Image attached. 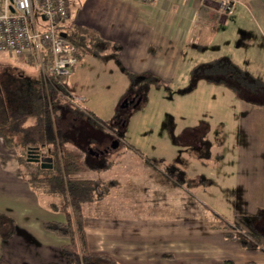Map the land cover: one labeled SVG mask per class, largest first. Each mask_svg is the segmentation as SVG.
<instances>
[{"label":"crops","instance_id":"crops-1","mask_svg":"<svg viewBox=\"0 0 264 264\" xmlns=\"http://www.w3.org/2000/svg\"><path fill=\"white\" fill-rule=\"evenodd\" d=\"M100 2L99 9L116 14V23L109 18L77 22L69 6L61 28L72 33L77 25L84 27L88 41L68 75L82 73L83 58L91 56L97 61L89 63L90 80L99 83L109 70L118 88L108 91L113 97L107 105L113 109L110 124L100 123L93 107L88 124L80 119L82 111L72 112L76 144L87 147L85 155L78 152L85 169L72 177L98 183L94 196L82 204L88 248L127 264H210L224 259L264 264V88L238 93L221 81L200 77L185 88L195 90L196 108L179 115V123L140 130L137 134L154 137L136 145L122 138L125 123L117 126L119 108L111 107L118 102L124 108L128 102L132 109L144 106L146 93L137 95L146 79L174 80L183 53L189 56L188 48L198 50L217 36L229 50L242 47L236 40L245 35L244 45L255 55L246 72L255 79L256 70H264V0H233L230 13L219 6L220 0H162L153 6L138 0ZM0 52L4 67L23 72L12 78L16 82L11 90L16 92L25 72L33 70L17 59L10 61L14 54ZM233 60L237 65L238 59ZM101 65L106 69L99 73L91 67ZM36 74L40 79L38 68ZM58 81L63 93L75 89L71 81ZM63 93L61 108H70ZM88 99V92L76 84V100ZM67 126L61 127L64 133ZM12 147L0 135V213L13 221L0 223V254L12 264H71L60 252L68 238L43 226L44 221L65 219L59 186L50 183L51 172L39 170L50 171V160L41 159V165L31 160L26 169L24 157ZM215 215L231 224L234 238L227 239L226 229L213 225Z\"/></svg>","mask_w":264,"mask_h":264},{"label":"trees","instance_id":"trees-1","mask_svg":"<svg viewBox=\"0 0 264 264\" xmlns=\"http://www.w3.org/2000/svg\"><path fill=\"white\" fill-rule=\"evenodd\" d=\"M85 32V28L79 25L72 33L66 32V36L74 43L76 57L88 46ZM230 64L232 69H226V66ZM200 77L221 81L238 93L251 88L250 83L255 81L246 71L222 57L194 66L189 86H193ZM60 79V76L51 77L46 84L41 79H36L33 89L29 87L32 90L29 93L27 90L25 94L30 107L27 109H8L0 97V135L6 144L16 139L25 150L31 148L32 152L41 158L47 155L46 157L50 159L51 178L57 182L63 194L59 208L64 213L65 219L44 221L43 226L58 236L68 238L67 242L60 245L61 254L71 264H127L116 261L107 253L94 252L88 248L85 235L87 222L82 211V204L94 196V187L98 183L91 179L72 177L74 172L85 169V165L82 155L66 144L64 130L57 124L59 119L56 114L57 110L59 106H64L60 99L63 93L58 85ZM146 87V84L141 85L140 89L143 91L140 90L141 93L139 92L137 97L145 94ZM131 89L136 90L137 88L132 85ZM29 117H33L30 123L27 122ZM120 122L124 124L126 117H122ZM215 218L216 222L213 225L224 227L227 239L234 238L231 224L218 215H215ZM5 219L13 224L10 217L0 213V223ZM12 230L13 227L7 229L2 236L6 237ZM0 264L12 263L0 254ZM210 264L234 263L230 259H224ZM247 264L256 263L248 261Z\"/></svg>","mask_w":264,"mask_h":264},{"label":"rangeland","instance_id":"rangeland-1","mask_svg":"<svg viewBox=\"0 0 264 264\" xmlns=\"http://www.w3.org/2000/svg\"><path fill=\"white\" fill-rule=\"evenodd\" d=\"M103 3L100 2V0H69V6L72 10V12H76V21L79 22V19L81 20L84 18L86 21H89L88 18H91L93 21H105L107 18H109V22L116 23L117 16L115 15H107L103 9H99V6H101ZM87 8L89 10H87ZM111 16V18L109 17ZM73 18V17H72ZM103 19V20H102ZM220 37H215L212 41H209L205 44H203L198 50L188 48L192 52V56L195 55L194 58H197L196 63H192V59L190 58L191 55L188 56L185 52L183 53V57L180 59V64L177 62V69L174 71L175 73V79H158L157 82L153 83L149 79H146L144 81V84H146V104L144 106L138 107L136 109H132V104L128 102L126 107L124 108L122 106V103H115L111 107L118 106L119 111H117V114L115 117L118 118V120H121L122 117H126L125 122V128L127 131H125L122 138L124 141L127 142H133L134 145H136L138 142H144L146 143L149 140V137L153 139L154 133L149 135H139L140 130L142 129H155L156 127H161L165 122H171L179 123V115H183L186 110H190L191 108H196L195 103L193 102V96L195 95L194 91H187L188 85L190 84V81L192 79V74L194 72V66L198 64H203L206 62H209L214 59H219L222 56V53L226 54L227 56L231 57V63L236 65V61L233 59H238L237 61V67L241 68L243 71L251 70L250 65L252 60L251 58L255 55H249L248 50L246 49V45H244V42L246 41V37L244 34H241L239 38L236 40L237 43H240L242 47H238V49H233L232 47L226 48L227 46L223 45V43H220ZM233 43V42H232ZM223 45L221 49H218L217 47ZM235 44V43H234ZM221 50V51H220ZM227 52V53H225ZM2 53V52H0ZM8 57V56H7ZM16 57V58H15ZM11 61L12 59H17L21 63H26L29 66H31L32 72H25L23 75L24 78L20 85H17V90L14 92L11 90V85H13L16 81L12 80V78H16L18 75L17 71L18 69H10L8 67H4V64L6 63V60L3 56L0 57V97L3 99L5 106L8 109L11 108H23L27 109L29 107V104L27 103V96H25L26 91H31L33 89L34 84L36 83L35 80L37 79V68L35 63L28 62L27 58L24 56H17L13 55L11 57H8ZM84 66L83 71L81 72H75L73 75H64L60 76V78L69 84V81L73 82L75 84V89L70 90V92H64L65 99L70 100L71 107L70 108H61L59 106L57 110V116H58V122L57 124L61 127H66L68 124V128L65 130V141L66 144L72 148V150L80 152L81 154H86L87 147L83 144H76V125L75 120L72 117V112L75 110L82 111L81 112V121L84 124H88L90 122H93V119L90 118L91 113H89V110H92L93 108H96L97 111H93L96 117L100 119V123L102 124H110V118L113 114L112 108H107V105H110L112 103V94L108 91L116 90L117 88V81L113 80L110 75V71L106 70L105 73H103V78L99 83L93 82V80H90L88 71H89V63L91 61H97L93 60L91 56H85L83 58ZM238 62H240L238 64ZM4 63V64H3ZM88 63V64H87ZM259 64V60L256 65ZM92 68H98L97 72H103V69H106L105 66H97ZM259 68V67H255ZM226 69H232L231 64L226 66ZM256 70V69H255ZM19 73H23L22 71H18ZM94 72V71H93ZM255 72V71H254ZM264 70L263 69H257L254 73L255 75V81L253 83H250L251 88H264V81L261 79L264 77ZM11 74L12 76H9ZM39 75V74H38ZM40 76V75H39ZM260 76V77H258ZM11 77V78H10ZM106 78V79H105ZM143 83V80L141 81ZM32 84V89L29 88L28 85ZM76 84L77 88L85 89L86 92H88L90 99L86 101H77L76 100ZM16 85V84H15ZM14 85V86H15ZM27 85V89H26ZM24 87V89L22 88ZM29 88V89H28ZM71 88V87H70ZM200 89V88H198ZM114 92V91H113ZM200 94H204L201 92ZM61 96V95H60ZM15 102V100H17ZM64 99V98H63ZM76 102L78 107H76ZM116 102V101H115ZM121 102V101H120ZM64 107V106H63ZM30 108V107H29ZM200 110V109H199ZM115 112V111H114ZM69 115V116H68ZM114 117V118H115ZM33 120V117H29L27 122L30 123ZM98 124V123H97ZM123 125V123H119L117 126L120 127ZM153 127V128H152ZM155 131H157L155 129ZM137 132L139 134H137ZM74 136V138H73ZM141 138V140L138 139ZM73 138V140L71 139ZM12 144L14 149L18 150L20 154H22L23 158V165L27 169L29 167V164L31 159H28L27 156H25V148L20 145L18 142H14L12 140ZM45 153V151H43ZM44 155V154H43ZM47 155H44L42 159H46ZM26 157V158H25ZM42 162L40 161V165ZM40 172H47V174H50V171L44 168L39 169ZM50 183L56 184L57 182L53 179L49 180ZM32 183H34V179L31 180Z\"/></svg>","mask_w":264,"mask_h":264},{"label":"built area","instance_id":"built-area-1","mask_svg":"<svg viewBox=\"0 0 264 264\" xmlns=\"http://www.w3.org/2000/svg\"><path fill=\"white\" fill-rule=\"evenodd\" d=\"M138 1L153 6L162 0ZM219 6L230 13L233 0H220ZM68 16L69 0H0V51L33 61L45 84L70 74L75 46L61 34Z\"/></svg>","mask_w":264,"mask_h":264},{"label":"water","instance_id":"water-1","mask_svg":"<svg viewBox=\"0 0 264 264\" xmlns=\"http://www.w3.org/2000/svg\"><path fill=\"white\" fill-rule=\"evenodd\" d=\"M61 34L66 35V32H61ZM32 151L33 150L31 148L26 149L27 158L35 161H40L42 158L38 154L33 153Z\"/></svg>","mask_w":264,"mask_h":264}]
</instances>
